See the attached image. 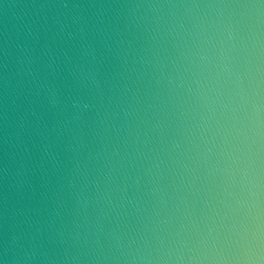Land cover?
I'll return each instance as SVG.
<instances>
[{
  "label": "water",
  "instance_id": "water-1",
  "mask_svg": "<svg viewBox=\"0 0 264 264\" xmlns=\"http://www.w3.org/2000/svg\"><path fill=\"white\" fill-rule=\"evenodd\" d=\"M0 264H264V0H0Z\"/></svg>",
  "mask_w": 264,
  "mask_h": 264
}]
</instances>
